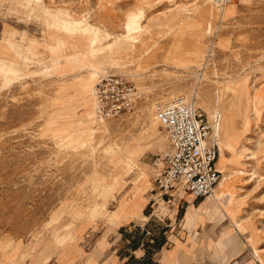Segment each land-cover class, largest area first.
Segmentation results:
<instances>
[{
	"label": "rangeland",
	"instance_id": "rangeland-1",
	"mask_svg": "<svg viewBox=\"0 0 264 264\" xmlns=\"http://www.w3.org/2000/svg\"><path fill=\"white\" fill-rule=\"evenodd\" d=\"M104 74L140 89L131 113L96 117ZM178 96L226 151L233 263L264 264V0H0V264H114L120 238L176 234L196 200L163 201L153 162L155 104Z\"/></svg>",
	"mask_w": 264,
	"mask_h": 264
},
{
	"label": "built area",
	"instance_id": "built-area-1",
	"mask_svg": "<svg viewBox=\"0 0 264 264\" xmlns=\"http://www.w3.org/2000/svg\"><path fill=\"white\" fill-rule=\"evenodd\" d=\"M214 2L225 7L239 0ZM140 99V89L118 74L101 75L93 90L96 117L103 121L131 113ZM154 120L168 141V148L153 162L160 197L181 189L194 199L211 198L221 173L215 166L219 154L216 131L205 113L178 96L157 102Z\"/></svg>",
	"mask_w": 264,
	"mask_h": 264
},
{
	"label": "crops",
	"instance_id": "crops-1",
	"mask_svg": "<svg viewBox=\"0 0 264 264\" xmlns=\"http://www.w3.org/2000/svg\"><path fill=\"white\" fill-rule=\"evenodd\" d=\"M179 191L188 195L177 189L161 199L164 201V198H169V202ZM193 200L196 202L189 201L188 204L191 202L192 205H188L182 214L178 232L165 237L155 249L134 245L127 255L119 256L118 251L124 246V241L120 238V244L113 250V257L116 259L114 264H234L240 250L234 252L228 245L230 241L236 244L237 236L233 232L228 234L227 226L223 225L225 214L214 205L211 198Z\"/></svg>",
	"mask_w": 264,
	"mask_h": 264
},
{
	"label": "bare ground",
	"instance_id": "bare-ground-1",
	"mask_svg": "<svg viewBox=\"0 0 264 264\" xmlns=\"http://www.w3.org/2000/svg\"><path fill=\"white\" fill-rule=\"evenodd\" d=\"M241 1H245V0H241ZM240 2V0H239ZM233 5H237V4H232ZM94 90V89H93ZM92 99H93V91H92ZM93 106H94V111H95V103L93 100ZM103 121V120H101ZM216 139L217 142L220 145L219 149V154L216 160V169L221 173V171H223V174L225 173L224 171L227 169L225 162H226V151L224 149V145L223 143L220 142V138L218 136V134L216 133ZM219 162V163H218ZM219 167H221V171L218 169V165ZM222 174V173H221ZM221 179V178H220ZM229 189V185L227 183V177L224 176L223 180L218 182V184L216 185V187L213 189V193L211 195V197L213 196V200L219 205V203L224 202L226 200V194H227V190ZM230 190V189H229ZM181 194H183V192L179 191Z\"/></svg>",
	"mask_w": 264,
	"mask_h": 264
}]
</instances>
